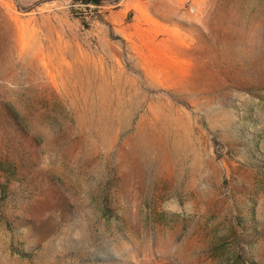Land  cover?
I'll return each instance as SVG.
<instances>
[{"label": "rangeland", "instance_id": "374dc122", "mask_svg": "<svg viewBox=\"0 0 264 264\" xmlns=\"http://www.w3.org/2000/svg\"><path fill=\"white\" fill-rule=\"evenodd\" d=\"M0 264H264V0H0Z\"/></svg>", "mask_w": 264, "mask_h": 264}]
</instances>
